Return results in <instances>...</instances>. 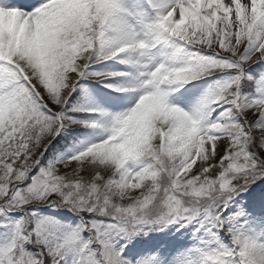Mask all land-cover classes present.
Returning <instances> with one entry per match:
<instances>
[{"label": "snow or ice", "instance_id": "1", "mask_svg": "<svg viewBox=\"0 0 264 264\" xmlns=\"http://www.w3.org/2000/svg\"><path fill=\"white\" fill-rule=\"evenodd\" d=\"M0 264H264V0H0Z\"/></svg>", "mask_w": 264, "mask_h": 264}, {"label": "rangeland", "instance_id": "2", "mask_svg": "<svg viewBox=\"0 0 264 264\" xmlns=\"http://www.w3.org/2000/svg\"><path fill=\"white\" fill-rule=\"evenodd\" d=\"M128 2L130 4H132V3H134V0H128ZM160 51H162L165 54V56H167V54H169L171 50L169 48L165 47L162 50L156 51V56H155L156 60L165 58L164 56L159 55ZM183 59L184 58H182V57H178L177 58V62L178 63H182ZM116 62L119 63L118 60ZM117 67H120V65H112L109 69H111V70H120V68H117ZM109 69H107V70H109ZM210 85L211 84H206V85H203V87L208 89V87ZM169 87L172 88V89H175L176 84L170 85ZM204 88H201V89L198 88L199 91L195 90L194 93H198L199 92L200 96H202L204 94V92H205ZM106 90L112 91L110 89H106ZM97 94H98V102L102 103L103 102V98H104V94H102L101 92H98ZM181 94H183V95H181ZM170 98L173 101H175V102L184 104L186 107L195 104L193 101H191V98L189 97V95H187L185 90H183L182 88H179L176 91L170 92ZM129 99H132V98H129ZM44 210L45 209H42L41 211H44ZM49 211H51V210H49ZM13 215H18V213L13 214ZM150 237L158 239V238H160V234L159 233L149 232L148 235L144 237V239H146V241H147V240H149ZM132 241H133V238H132V240L130 242V246H133V245L134 246H142V245L145 244V242H142V240L137 242V243L136 242H132ZM140 254L141 255H153V254H155L157 257H159V253H155L154 250L150 251V252H142Z\"/></svg>", "mask_w": 264, "mask_h": 264}]
</instances>
